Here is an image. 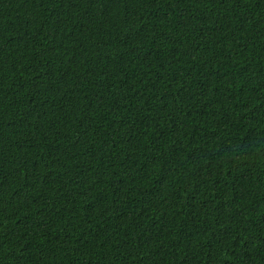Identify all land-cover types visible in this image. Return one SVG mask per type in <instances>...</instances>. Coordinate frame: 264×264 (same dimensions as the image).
Wrapping results in <instances>:
<instances>
[{
  "label": "trees",
  "instance_id": "1",
  "mask_svg": "<svg viewBox=\"0 0 264 264\" xmlns=\"http://www.w3.org/2000/svg\"><path fill=\"white\" fill-rule=\"evenodd\" d=\"M0 264H264V0H0Z\"/></svg>",
  "mask_w": 264,
  "mask_h": 264
}]
</instances>
